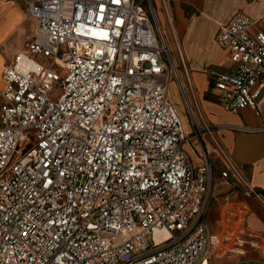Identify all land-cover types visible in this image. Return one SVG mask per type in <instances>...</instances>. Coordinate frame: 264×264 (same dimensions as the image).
Segmentation results:
<instances>
[{
    "label": "built area",
    "instance_id": "2783aa9c",
    "mask_svg": "<svg viewBox=\"0 0 264 264\" xmlns=\"http://www.w3.org/2000/svg\"><path fill=\"white\" fill-rule=\"evenodd\" d=\"M145 1L27 0L34 37L1 74L0 264H225L213 259L238 218L226 205L218 234L204 221L210 160L194 166L184 149L167 86L184 87ZM215 41L226 58L208 76L221 107L260 113L264 32L239 12ZM222 156L220 176L264 202Z\"/></svg>",
    "mask_w": 264,
    "mask_h": 264
},
{
    "label": "crops",
    "instance_id": "0c3cea01",
    "mask_svg": "<svg viewBox=\"0 0 264 264\" xmlns=\"http://www.w3.org/2000/svg\"><path fill=\"white\" fill-rule=\"evenodd\" d=\"M152 2L170 54L171 49L176 50L186 81L191 85L192 100L200 117L203 121L205 117L211 128L216 129L210 139L203 140L204 152L208 155L212 168L211 192L204 208V221L208 224L211 233L218 234L221 232V217L226 205L229 215L233 218L241 217L242 212H246L251 205L252 210L248 214L247 224L252 231L250 236L256 241L250 244L249 250L236 248L237 253L230 254V258L234 261L221 263L264 264V245L261 244L264 241V207L251 200H239L236 194L225 201L234 204H224L221 208L219 206L216 217L213 213L221 190L234 189L241 194L244 193L243 187L235 186L229 179L220 176L223 170L222 154L239 169L248 185L264 199V132H247L239 129L264 127V106L258 114L251 109H245L236 115L226 112L221 107L208 76V70L224 63L226 58L225 52L215 41L219 27L227 24L236 13L241 12L256 21V28L264 32V0H152ZM35 30V20L27 15V0H0L2 89L4 84L1 74L4 66L13 63L24 45L32 40ZM175 64L179 72L180 67L176 62ZM191 76L197 86V93L193 91ZM181 82L184 84L183 81ZM208 85L209 100L204 98ZM180 119L187 136L181 116ZM215 145H218L219 149ZM201 155L202 152L194 153L192 158L189 155L194 166L199 165ZM213 167L217 173L215 177ZM242 203L246 205V209L241 207ZM231 209L234 211H230ZM217 223L220 226L219 231L215 233L213 227Z\"/></svg>",
    "mask_w": 264,
    "mask_h": 264
},
{
    "label": "rangeland",
    "instance_id": "374dc122",
    "mask_svg": "<svg viewBox=\"0 0 264 264\" xmlns=\"http://www.w3.org/2000/svg\"><path fill=\"white\" fill-rule=\"evenodd\" d=\"M143 6L145 7V9L147 10V12L150 14L151 13V8L153 9V2L152 0H146L143 3ZM167 36L165 35V38ZM171 56L173 58V60L177 63V65L180 67V80L183 81L184 85V91H185V95H183L176 84L175 80H172L169 82L167 89H168V94L169 97L171 99V101L175 104V107L177 108L178 113L180 114V116L182 117L183 123L185 125L186 131L188 133L187 138H186V143H184V147L186 152L188 153V155H190V157L192 158L194 153L199 154V152L203 153L204 152V141L205 139H210L211 136L213 134H208L206 132V128H211L210 123L205 119L204 117V121L203 119L200 117L198 109L196 108L193 100H192V96H191V85H189L186 81V77L183 73V70L181 69V65H180V61L177 55L176 50H172L171 49ZM191 82H192V87H193V91L195 93H197V86L194 82L193 77L191 76ZM0 90H2V86L0 85ZM210 90V86H207V89L204 95L205 99H210L209 95H208V91ZM60 95L59 93V87L56 85L54 86V96L58 97ZM194 126H196V128H198L200 131H203L204 133L200 136V137H195L194 135V131L195 128ZM216 129H214L215 131ZM31 135H33V133H31ZM204 140V141H203ZM34 138L31 137V140L29 143H27L24 146V153L29 150L33 145H34ZM193 150V152H192ZM200 158V157H199ZM216 169L213 167V175L214 177L216 176ZM239 197V200H251L254 201L256 203H258L259 205H261V207H264V202L260 201L255 195H250V196H245L237 191H235L234 189H229V190H221L220 194H219V201L218 203H216L214 205V216L216 217L218 212L217 210L222 206H224V204H234L233 202L227 203L225 202L226 199H229L230 197H232V195H236ZM261 196V195H260ZM243 208L246 209V205L242 203ZM251 205H249V209L246 212H242V216L238 218V229L235 231H231V230H226L225 235L227 237H233L232 242H231V246L229 248H226V250H228L227 253H225V255L222 257V259H220V262H232L234 261V259L230 258V254L231 253H237V251L235 250L236 248L241 249V250H249L251 249L250 244H253V242H255L256 240L253 238V236L251 235L250 228L247 224V217L248 214H250V210ZM248 208V207H247ZM230 209V208H229ZM230 211H234V209H231ZM230 227L236 226V224L234 223V221L229 222ZM219 226L220 224L217 223L216 225H214L213 227V232L217 233L219 231ZM234 233H236V235H234ZM234 235V236H233ZM262 245H264V241H262L261 243Z\"/></svg>",
    "mask_w": 264,
    "mask_h": 264
},
{
    "label": "bare ground",
    "instance_id": "6f19581e",
    "mask_svg": "<svg viewBox=\"0 0 264 264\" xmlns=\"http://www.w3.org/2000/svg\"><path fill=\"white\" fill-rule=\"evenodd\" d=\"M24 62H21V64H23ZM204 132H201V134ZM167 236V232L165 231H155L154 233V238L157 239H161Z\"/></svg>",
    "mask_w": 264,
    "mask_h": 264
}]
</instances>
